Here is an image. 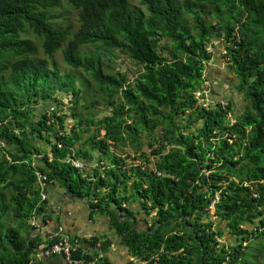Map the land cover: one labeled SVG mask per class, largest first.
<instances>
[{
    "label": "trees",
    "instance_id": "1",
    "mask_svg": "<svg viewBox=\"0 0 264 264\" xmlns=\"http://www.w3.org/2000/svg\"><path fill=\"white\" fill-rule=\"evenodd\" d=\"M66 2L73 32L54 23L62 0H0V264H74L45 254L63 238L77 240L72 259L102 251L104 264L116 244L153 264H264V0ZM215 40L246 100L234 116L226 98L200 100ZM116 50L141 66L135 77L107 67ZM98 99L111 109L100 117ZM52 184L87 201L88 234L60 217L38 228Z\"/></svg>",
    "mask_w": 264,
    "mask_h": 264
},
{
    "label": "rangeland",
    "instance_id": "2",
    "mask_svg": "<svg viewBox=\"0 0 264 264\" xmlns=\"http://www.w3.org/2000/svg\"><path fill=\"white\" fill-rule=\"evenodd\" d=\"M62 3H64L63 7L61 9H57L54 11L55 13L60 15L59 19H54V23L61 24L63 28H66L69 26L71 27V30H76V28L79 26L78 9H75L74 7L66 4L67 3L66 0H62ZM33 38H35L34 35H33ZM211 49H213V57H212V60L206 64L207 73L205 74V84L201 87V90H205V89L206 91L210 90V93H207V97L201 98L200 100L203 102H206L207 104L210 101L215 103L219 97L226 98V100L232 101V105L234 108L232 112L234 116V114L238 113V111L241 112L245 109L246 100L243 97V93L239 92L236 88V84L239 82V80L231 69L230 61L227 56V48H226L224 41L215 40V43L213 47H211ZM103 58H104L105 64L110 70L117 71V72L118 71L126 72L130 78L135 77L138 74L139 69L141 68L139 64L131 61L126 53L121 52L119 50L113 51L112 53H109V54H104ZM55 59H56L55 61L59 64L61 69L67 70L70 68V65H68L64 60L63 50H59L56 53ZM200 92L201 91H199L198 93ZM98 100H99V103L94 104L95 108L91 109V112L94 113L97 117H100V116H104L111 109L108 105L105 104L104 100L102 99H98ZM64 101L65 103L69 104L70 100L68 97H64ZM224 104H227V102H224ZM232 112H230L229 115L232 116ZM233 121H234V118H233ZM65 123L68 126V129H70V127L74 123V119L71 116H69L66 118ZM101 132H102L101 135L105 134L104 129H102ZM146 138H147V135L143 134L142 135L143 145L141 146V150L139 151V153L142 151H146L147 153H149L152 150V147L150 146V144H148ZM114 149L120 155L125 156L126 158H129L128 156L129 154L130 156H132L134 151L138 152L135 149V147L131 144L129 145L122 144L117 147L114 146ZM150 166L152 165L150 164ZM55 185L56 184L54 185L52 184L53 187ZM60 193H61V197L64 195H67L65 193L64 188L62 187L56 190L55 194L57 195ZM56 201L57 199L55 200V202ZM82 208L84 212L88 211V205L86 203H84ZM40 218L42 220L41 215H40ZM35 222L36 221H31V225H33ZM29 224L30 222H25L21 226V233L25 236L29 232ZM39 226L40 224L38 225V228ZM17 227L20 229L19 225H17ZM32 234L30 235V237H32ZM115 238L116 240H119V237L116 235H115Z\"/></svg>",
    "mask_w": 264,
    "mask_h": 264
},
{
    "label": "crops",
    "instance_id": "3",
    "mask_svg": "<svg viewBox=\"0 0 264 264\" xmlns=\"http://www.w3.org/2000/svg\"><path fill=\"white\" fill-rule=\"evenodd\" d=\"M58 189H60V186L58 184L55 185L54 187L52 185L50 186V189L47 193L50 195V198L49 195L47 196V198L50 202L49 204H51V207H49L47 212H49V214H51L50 217L51 216L52 217L46 218L47 219L46 221H43V219L39 221L40 224L39 229H42V231L50 232V230L54 229V224H56L55 221H60L59 219L60 217V218H65L67 220L66 229L68 231L71 232L79 231L82 234H88L89 229L83 223L85 219L84 216L86 213L83 211L82 207L84 203H86L85 199L79 197L74 198L69 195H64L61 197V193L57 195L55 194L56 190ZM56 199L57 201L55 202ZM67 214L70 216H68ZM61 221L64 222L65 220L61 219ZM70 223H72L73 225H71ZM95 223L99 225L103 230L105 231L109 230L107 221H105L103 224L100 221H95ZM116 241L119 242V240ZM108 253L110 259L113 262L119 264H131L133 261L135 264H153L148 262H142L140 260L135 259L134 256L129 252V250L122 244H116V246H114Z\"/></svg>",
    "mask_w": 264,
    "mask_h": 264
},
{
    "label": "built area",
    "instance_id": "4",
    "mask_svg": "<svg viewBox=\"0 0 264 264\" xmlns=\"http://www.w3.org/2000/svg\"><path fill=\"white\" fill-rule=\"evenodd\" d=\"M76 243H77V240H75L73 242V241H70L69 239L67 240L66 238H63L59 242L53 244L51 250H46L45 254L48 256L52 252L60 253V252L64 251V253L67 255L66 259L69 260L70 263H74V264H104L102 262H99L100 259H98L97 261H85L83 259H78V258L72 259L71 248ZM102 255L103 254H101L100 256H102Z\"/></svg>",
    "mask_w": 264,
    "mask_h": 264
},
{
    "label": "clouds",
    "instance_id": "5",
    "mask_svg": "<svg viewBox=\"0 0 264 264\" xmlns=\"http://www.w3.org/2000/svg\"><path fill=\"white\" fill-rule=\"evenodd\" d=\"M57 25V24H56ZM58 26V25H57ZM71 32H73V30H71ZM197 95L200 97L201 96V93H197ZM65 97V96H64ZM112 143V142H111ZM132 158H134L135 157V152H133V155L131 156ZM141 162V160L139 159L138 160V158H136V163H140ZM73 163H74V165L76 166V167H78V168H84V163L81 161V160H79V159H76L75 158V160H73ZM80 164V165H79ZM208 172L209 171H207L206 172V174H208ZM39 176H41L43 179H46V176H43L42 174H39ZM44 184H45V182H43ZM68 195V194H67ZM48 195L47 194H43V198H45V197H47ZM214 199H213V201L210 203V205H209V209H210V211L212 212V214L215 212V203H216V201L219 199V193H215V195H214ZM83 199V198H82ZM86 201V200H85ZM87 202V201H86ZM87 204V203H86ZM124 206H126V204H124ZM156 215V211H153V213H152V216H155ZM42 216V215H41ZM41 220V218L39 219V221ZM150 224H151V222H150ZM149 224V225H150ZM103 254L102 256H100L101 254ZM100 256V257H99ZM97 259H100L99 260V262H102V260H104V258H105V254H104V252H99V254H98V256L96 257ZM134 258L135 259H137V260H140V261H142V262H148V261H143V260H141V259H139V258H136L135 256H134ZM153 259H156V260H158V255H155L154 257H153ZM103 263V262H102ZM149 263V262H148ZM116 264H119V263H116ZM131 264H135L134 263V261L131 263Z\"/></svg>",
    "mask_w": 264,
    "mask_h": 264
}]
</instances>
